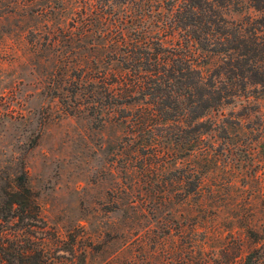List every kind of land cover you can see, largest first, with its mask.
<instances>
[{
  "label": "rangeland",
  "instance_id": "rangeland-1",
  "mask_svg": "<svg viewBox=\"0 0 264 264\" xmlns=\"http://www.w3.org/2000/svg\"><path fill=\"white\" fill-rule=\"evenodd\" d=\"M92 2L0 0V201L24 174L52 231L74 239L56 264H241L258 245L246 226L264 228V87L223 109L248 113L244 129L199 188L196 152L167 165L159 145L141 154L117 109L83 85L87 70L115 67L88 69L71 27ZM223 14L240 23L260 12L230 0ZM205 140L224 144L213 131Z\"/></svg>",
  "mask_w": 264,
  "mask_h": 264
},
{
  "label": "trees",
  "instance_id": "trees-1",
  "mask_svg": "<svg viewBox=\"0 0 264 264\" xmlns=\"http://www.w3.org/2000/svg\"><path fill=\"white\" fill-rule=\"evenodd\" d=\"M229 1L93 0L71 23L85 38L89 66L115 63L109 71L87 70L83 85L117 109L116 121L137 138L141 154L159 145L167 165L196 152L197 187L204 173L223 166L231 134L244 129L248 113L223 109L248 100L250 87H264V0H249L260 15L240 23L225 18ZM211 131L224 144L207 142ZM169 191L166 197H174ZM245 229L259 246L241 264H264V228L259 235L254 226ZM73 243L52 231L24 174L17 176L0 201V264H56L58 251L71 253Z\"/></svg>",
  "mask_w": 264,
  "mask_h": 264
}]
</instances>
